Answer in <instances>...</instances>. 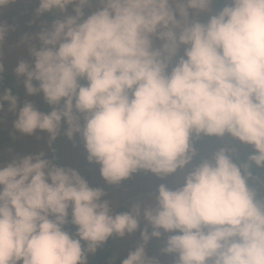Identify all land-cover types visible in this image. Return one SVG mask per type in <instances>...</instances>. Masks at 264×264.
Masks as SVG:
<instances>
[{"label":"clouds","instance_id":"9594fccd","mask_svg":"<svg viewBox=\"0 0 264 264\" xmlns=\"http://www.w3.org/2000/svg\"><path fill=\"white\" fill-rule=\"evenodd\" d=\"M17 2L0 0V14ZM36 2L30 25L55 18L21 36L30 59L12 71L50 110L18 107L4 88L12 129L46 132L54 152L63 127L110 186L138 171H182L183 181L117 211L103 187L54 156L13 155L0 163V264H88L110 237L137 231L120 264H160L145 249L162 236L173 264H264V179L251 171L264 170V0H223L215 11L218 0ZM13 30L0 15V81ZM226 134L251 147L245 160L221 147L192 163L194 140Z\"/></svg>","mask_w":264,"mask_h":264},{"label":"rangeland","instance_id":"374dc122","mask_svg":"<svg viewBox=\"0 0 264 264\" xmlns=\"http://www.w3.org/2000/svg\"><path fill=\"white\" fill-rule=\"evenodd\" d=\"M221 1L223 2V0ZM36 7V0H18L17 3L10 5L0 14L6 22L14 25V30L6 37L3 46V63L5 65L3 77L10 81L11 92L18 97V107L25 100H28L39 110L47 112L50 110V106L44 101L42 93L28 95L22 82L23 78H17L12 71L18 58L30 59L26 51L17 48L21 36L26 32L38 31L41 21L50 23L55 18L53 13H43L39 19L30 25L28 22L33 19ZM211 8L215 11V4L211 5ZM70 9L71 6H69V11ZM202 15L206 16L207 14ZM13 119H15V113L7 111V102H5V110L0 111V163L7 162L13 155H25L43 151L49 158L54 156V163L57 165L77 169L91 186L103 187L107 193L106 198L112 200L114 205H119L115 209L117 211L121 207H127L138 198H146L148 193L154 192L160 183L177 186L183 181L182 171L164 178L157 177L151 172L138 171L124 179L118 186L107 185L99 174V166L86 160V153L78 136H74L72 140H69L63 135L62 127L61 133L53 142L52 147L55 149L53 152L47 143L48 134L46 132L37 130L32 135H21L12 129L11 121ZM193 146L196 149V155L192 163H197L201 158L210 156L221 147H235L236 153L234 156L246 155L251 151L250 146L241 144L227 134L223 138L202 136L198 140L193 141ZM141 226H143V222ZM117 239L118 244L113 250V254L116 253L119 256L125 257L128 251L134 248L139 241V231L126 235L123 238L117 237ZM163 242V236L159 239H150L146 245V253L149 256H157L160 264H173L174 257L172 255L160 252Z\"/></svg>","mask_w":264,"mask_h":264},{"label":"trees","instance_id":"16d2710c","mask_svg":"<svg viewBox=\"0 0 264 264\" xmlns=\"http://www.w3.org/2000/svg\"><path fill=\"white\" fill-rule=\"evenodd\" d=\"M216 10H218L220 7L223 6V2L221 0H218L217 3H214ZM49 16V14H47ZM4 88H8L11 90V83L7 78L3 77V80L0 81V91H2ZM246 155H237L234 156L233 159L237 160V162H242L246 159ZM253 176H261L262 179H264V170L257 169L254 165L251 169ZM250 184H256L257 181L255 180H249ZM259 196L264 197V190L260 191L258 193ZM123 210V208H119V211ZM70 231H74L73 226L67 225L66 226ZM118 244V239L116 238H109L106 243L97 248L95 253L88 254V264H120V261L124 258L123 256H119L116 253L113 254V250Z\"/></svg>","mask_w":264,"mask_h":264}]
</instances>
